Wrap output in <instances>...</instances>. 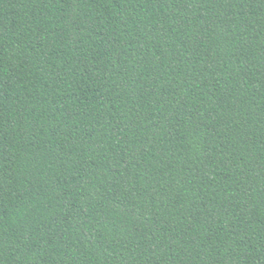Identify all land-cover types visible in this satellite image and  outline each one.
<instances>
[{"label":"trees","instance_id":"trees-1","mask_svg":"<svg viewBox=\"0 0 264 264\" xmlns=\"http://www.w3.org/2000/svg\"><path fill=\"white\" fill-rule=\"evenodd\" d=\"M0 264H264V0H0Z\"/></svg>","mask_w":264,"mask_h":264}]
</instances>
